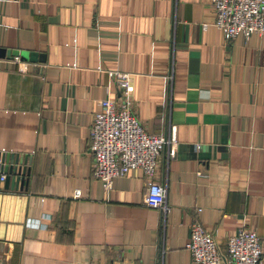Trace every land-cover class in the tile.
<instances>
[{"label":"crops","instance_id":"0c3cea01","mask_svg":"<svg viewBox=\"0 0 264 264\" xmlns=\"http://www.w3.org/2000/svg\"><path fill=\"white\" fill-rule=\"evenodd\" d=\"M214 20L210 0H0V152L30 167L22 187L1 171L0 264H197L195 219L223 252L255 228L264 264V32ZM107 68L132 72L147 130L175 125L152 176L165 210L140 167L109 188L93 175V115L119 96Z\"/></svg>","mask_w":264,"mask_h":264},{"label":"built area","instance_id":"2783aa9c","mask_svg":"<svg viewBox=\"0 0 264 264\" xmlns=\"http://www.w3.org/2000/svg\"><path fill=\"white\" fill-rule=\"evenodd\" d=\"M210 1L215 11L214 24L227 39L239 32L246 37L252 32H264V0ZM106 71L116 83L119 96L100 98V108L93 115L88 142L93 175L109 188L115 176L140 167L148 176L145 202L165 210V186L152 176L160 153L169 154L177 146L175 125H171L168 133L147 130L134 110L132 72L116 68ZM4 176L0 175L2 179ZM79 193L77 189L75 195ZM185 246L197 264H261L263 257L259 233L243 224L228 236L226 252H223L213 233L195 219L190 223Z\"/></svg>","mask_w":264,"mask_h":264},{"label":"water","instance_id":"95a60500","mask_svg":"<svg viewBox=\"0 0 264 264\" xmlns=\"http://www.w3.org/2000/svg\"><path fill=\"white\" fill-rule=\"evenodd\" d=\"M13 52H16V50H12ZM21 56L26 55L25 51L20 52ZM0 164L2 165L0 167V175L1 171L5 170L7 171L6 179H5V185L8 180V177H12L15 181V185H19L22 187L24 183L27 182L26 175L30 172V167L27 164V157H24L22 154L18 153H1L0 152Z\"/></svg>","mask_w":264,"mask_h":264}]
</instances>
